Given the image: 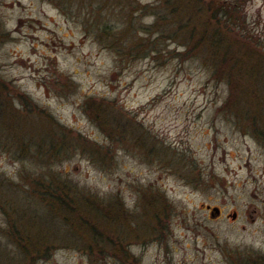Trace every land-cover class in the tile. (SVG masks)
<instances>
[{"label":"rangeland","instance_id":"1","mask_svg":"<svg viewBox=\"0 0 264 264\" xmlns=\"http://www.w3.org/2000/svg\"><path fill=\"white\" fill-rule=\"evenodd\" d=\"M202 1L0 0V264H264V0ZM155 22L208 24L232 58L144 34ZM40 108L73 136L57 156L33 153L55 134ZM64 177L110 201L121 253L90 256L47 206Z\"/></svg>","mask_w":264,"mask_h":264},{"label":"trees","instance_id":"2","mask_svg":"<svg viewBox=\"0 0 264 264\" xmlns=\"http://www.w3.org/2000/svg\"><path fill=\"white\" fill-rule=\"evenodd\" d=\"M168 2V0H167ZM211 5V3L209 2H203L202 0H200L199 6L198 4H196V6L194 5L193 8L197 9V7L201 10L204 7L208 8V6ZM182 10L181 7H176V10ZM156 12V11H155ZM158 14V13H157ZM209 14H211V16H215L217 17V21L219 18L224 19L225 23L226 21H230V19H228L230 17L229 12H219V8L217 7V10H213L212 12H210ZM163 17V16H162ZM161 19V18H160ZM212 20V19H211ZM231 23V22H230ZM232 24V23H231ZM206 26H209L208 24L203 25V27L196 28L195 24L192 23L191 26H189L188 24L185 25V29H181L179 31L176 32H167L164 30V28L169 27L168 24H164L162 23H158L155 22L153 23L150 27H145L143 29V33L150 35V34H157V36H159L161 39H179L182 38V44L183 45H193L191 44L193 41L197 42L198 38L200 40V42H207L210 45H214L215 47V51L217 52V55L219 57V55L222 56V62H224L226 59H231L232 55H230V52L228 49H223L222 51H219L218 49H216L217 46V42L222 41V38L217 35V33L215 34L214 32H210L208 30V28ZM222 30V29H221ZM225 31V30H223ZM199 33L201 34V36L199 37ZM109 34V33H107ZM224 41V39H223ZM194 42V43H195ZM226 43V41H225ZM227 44V43H226ZM261 58V56H260ZM227 63V61H226ZM224 63V64H226ZM238 63V59H236V64ZM234 65V64H233ZM231 66V65H230ZM250 68V67H249ZM232 70V68H231ZM243 73V72H242ZM249 77L250 73L247 74ZM3 82H0V85H2ZM2 89H4V91H1ZM0 93L4 95L3 101L5 102V105H7L6 110H10L11 108H14L15 105L13 103V95H15V90L14 88L9 85V82L6 83L5 87L0 89ZM17 96V95H16ZM0 99H1V95H0ZM260 99L264 100V96H257V100L259 101ZM3 101L1 100L0 103H3ZM111 107H109L106 103L102 104L101 101H99V107L97 108L94 107L95 109L92 110V115L94 114L95 110L98 116H100V112L103 109H109L111 108L113 114L116 116L117 114V110L119 108H117L113 102H110ZM102 104V105H101ZM12 105V107H10ZM21 106L23 107V104L21 103ZM19 107L18 110L23 109L22 107ZM9 107V108H8ZM26 107L30 110L35 109L32 106V103H30L29 105L26 104ZM116 109V110H115ZM121 113V112H120ZM122 114V113H121ZM39 115L45 119L50 127H51V133H55L53 135H51L52 140H44L42 141V143L40 144V148L38 146V149L35 151H33V153H35L36 155H41L42 153H40L43 149V147L49 146L51 149H53L54 153L56 154L55 156H57L59 154L58 150H59V139L60 140H64V139H68L73 137L71 136V134L66 130L61 128L60 126H58V122L57 120H55L54 116L40 108L39 109ZM114 118V117H113ZM105 118H103L104 120ZM116 120V117L114 119H111V122L114 123ZM106 124V125H105ZM105 124L104 126H108L110 123L109 119L105 120ZM115 127V126H114ZM116 128V127H115ZM61 134H57L60 133ZM110 133V132H109ZM108 133L109 136H111V138L115 135H110ZM59 135V136H57ZM56 138V139H55ZM75 140L78 142V146L81 148V152H86L89 154V157L93 159L97 158L99 160V158L101 159H105L107 156V150H103V148H99L94 147V145L89 144L84 138L83 140H80L77 138H75ZM34 141V140H33ZM48 141V142H47ZM36 144H38V141L35 142L34 146H36ZM30 145V143H29ZM29 151V149H28ZM46 151H48V149H46ZM26 152L23 150V153ZM46 176V175H45ZM47 177V176H46ZM48 178V182L46 183L47 186H50L53 183V177L52 175ZM65 181H58L59 184H57L58 189L55 188L54 190L52 189V193L48 192L47 188L46 191L44 192V194H48L49 198H51L52 200H49L50 203L47 204V206H49V208H51V210L54 211H62L65 210L66 214H58L59 216H61L62 220L66 223H69L71 225V227H73V231L76 234H86V236L88 238H86L85 236H79L80 240L83 241L81 242V248L86 251L90 256H96V259L102 260L104 258V256H106L107 254H112V253H116V250L118 253H121L122 251V243L118 242L116 240V238L114 237V235H109L107 234L109 231L106 228L101 227L100 225H109L110 227H115V220H116V213L114 211V208H111L107 205H111L110 201H108L107 199H103L98 197L96 194L91 193V191H87L86 189L79 187L75 182L68 180L67 178H65ZM40 182V181H39ZM35 184V183H33ZM40 185H44L46 186L42 181L39 183ZM54 184V183H53ZM39 185V186H40ZM103 200V201H102ZM114 205L118 204L117 200H113ZM4 205V204H3ZM1 205L2 207V211L3 213H6L8 215V211L6 209L5 206ZM91 209L96 210V217L99 221L96 220H90V218H88L86 216V214H91ZM90 210V211H89ZM81 232V233H80ZM29 245V244H27ZM32 246V245H29ZM24 247V246H23ZM115 248V249H114ZM125 255V260L128 258L130 259V261H133L131 259L132 255H128L127 252L124 253Z\"/></svg>","mask_w":264,"mask_h":264},{"label":"water","instance_id":"3","mask_svg":"<svg viewBox=\"0 0 264 264\" xmlns=\"http://www.w3.org/2000/svg\"><path fill=\"white\" fill-rule=\"evenodd\" d=\"M209 207V206H208ZM212 210L214 211L215 214H219L220 213V209L217 207V206H214L212 208ZM235 213L232 214V217L234 218L235 217Z\"/></svg>","mask_w":264,"mask_h":264}]
</instances>
